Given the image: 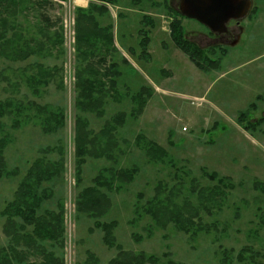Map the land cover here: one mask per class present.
Masks as SVG:
<instances>
[{
  "label": "rangeland",
  "instance_id": "374dc122",
  "mask_svg": "<svg viewBox=\"0 0 264 264\" xmlns=\"http://www.w3.org/2000/svg\"><path fill=\"white\" fill-rule=\"evenodd\" d=\"M142 1L105 5L109 13L97 19L111 27L114 47L97 41L83 61L79 1L22 0L12 17L0 0V34L15 39L6 51L0 46V103L11 105L0 119V139H9L5 158L16 173L0 180V247L8 241L1 212L42 158L63 160L61 174L40 191L41 213L62 215L64 230L59 242L45 243L43 254L62 264H86L88 252L108 264L118 247L155 255L161 264H264V0H252L245 19L229 23L233 40L179 16L180 0ZM175 20L185 41L209 53L210 68L198 69L175 45ZM31 50L28 58L18 54ZM80 71L93 80L92 94L99 79L104 84L105 97L92 109L77 104ZM36 106L63 114L64 127L44 133L46 116ZM77 137H87L84 155ZM79 161L85 162L80 185ZM108 170H134V179L101 189L111 206L100 218L79 213V195L100 175L109 179ZM158 189L164 203L192 206L199 214L194 226L208 231L192 237L173 225L157 227L144 208ZM111 222L113 247L96 226ZM43 254L29 261L41 262Z\"/></svg>",
  "mask_w": 264,
  "mask_h": 264
},
{
  "label": "trees",
  "instance_id": "16d2710c",
  "mask_svg": "<svg viewBox=\"0 0 264 264\" xmlns=\"http://www.w3.org/2000/svg\"><path fill=\"white\" fill-rule=\"evenodd\" d=\"M5 1L9 3L6 9L11 12L13 7L21 5L22 0ZM120 1L121 0H91L92 3H90L87 9H77L76 31L79 58L81 60H88L90 52L93 47L96 46L95 43L97 41L103 42L104 40L105 42L107 40L109 43H105V45L114 47L111 27H102L98 22L97 15L102 16L109 13L108 8L105 7L106 4L118 5ZM124 1H130L132 5L139 4V0ZM178 15L180 16L179 13ZM11 16L13 17L14 13L11 12ZM171 32L175 45L190 58L198 69L204 71L210 68V66H207L210 65L211 61L208 55L209 53L202 50L197 45L184 40V31L179 20H175L171 24ZM14 41L15 39L12 36H7L6 33L0 34V46L4 47V51H6V45H12ZM58 42L62 45L61 40ZM102 44L103 43H100L98 48L102 47ZM148 44L149 40L146 37L141 45L146 49ZM9 49H11V47ZM35 53L36 51L31 50L18 54H24V57L28 58ZM15 54L17 53L15 52ZM226 54L227 51L223 49V55ZM86 71H80L77 74V104L82 106L84 110L88 107L92 109V105L96 104V102H101L96 98L103 99L105 97V94H103L105 88H103L104 84L102 83V78L99 79L97 91L92 94L94 82L91 78L85 77ZM138 100L143 107L145 103H142L141 98H138ZM36 107L41 115L46 116L43 126L44 133L49 134L64 127L65 117L63 114L58 116L56 111L48 110L47 107ZM10 112L11 105L8 101L0 103V119L9 116ZM241 117H245V114H242ZM51 122L55 123L54 127H52ZM77 138L79 143V154L84 155L87 137ZM8 145L9 139H0V180L13 177L16 174L8 170L5 158V150ZM154 149L155 147H152L151 151H154ZM157 152L163 154V151L160 149H157ZM155 154L156 152L153 153V155ZM62 163L63 160H59L58 163L47 164L42 158L34 162L27 176L21 181L14 199L9 202L1 212V217L5 219L3 230L8 241L6 246L0 247V264H62L55 255H49L48 252L46 255L43 254V252L46 251L44 248L45 243L48 241L53 243L59 242L63 236L64 230L61 228V223L63 221L62 215H53L51 217L52 214L50 212L41 213L42 203L45 199L43 195H40L43 184L52 182L61 174L63 168ZM84 165V161H79V166H77L76 169L78 185L81 184V174ZM107 173L110 175L109 179L100 175L95 179L94 187L85 189L81 195H79L76 204L79 213L90 214L92 217L100 218L111 206L110 198L101 192V189L107 188V190L111 191L114 180L128 183L134 179V170H108ZM219 181L223 184L224 179L221 178ZM160 195V189H158L156 196L153 200L148 202L147 206L144 208V213L152 218L157 227L166 229L169 225H173L179 232L190 234L192 237L196 236L198 232L208 231L203 228V226H194V218H199V214L192 206H177L174 204L173 200L164 203L162 199H160ZM171 195L174 196L172 193ZM96 226L102 228V231L105 233V243L109 247H113L114 242L111 237H113L112 231L116 227V222L97 223ZM117 249L119 250L118 255L110 260L108 264H161L160 258L155 255H147L143 252H128L120 247ZM40 253L44 255V259L41 262L29 261L30 256ZM227 258V253L224 252L223 261L225 263H227ZM86 264H99V259L93 253L88 252ZM169 264L174 263L169 262Z\"/></svg>",
  "mask_w": 264,
  "mask_h": 264
},
{
  "label": "water",
  "instance_id": "95a60500",
  "mask_svg": "<svg viewBox=\"0 0 264 264\" xmlns=\"http://www.w3.org/2000/svg\"><path fill=\"white\" fill-rule=\"evenodd\" d=\"M252 6V0H180L177 9L182 17L197 21L212 33L226 34L229 23L245 19Z\"/></svg>",
  "mask_w": 264,
  "mask_h": 264
},
{
  "label": "flooded vegetation",
  "instance_id": "af4514ba",
  "mask_svg": "<svg viewBox=\"0 0 264 264\" xmlns=\"http://www.w3.org/2000/svg\"><path fill=\"white\" fill-rule=\"evenodd\" d=\"M236 23H238V22H236ZM214 35H216L217 38H227L228 40L229 39L233 40L235 38V32L230 30V29H229L228 33H226V34H215L214 33Z\"/></svg>",
  "mask_w": 264,
  "mask_h": 264
},
{
  "label": "crops",
  "instance_id": "0c3cea01",
  "mask_svg": "<svg viewBox=\"0 0 264 264\" xmlns=\"http://www.w3.org/2000/svg\"><path fill=\"white\" fill-rule=\"evenodd\" d=\"M79 1L81 4L78 5V7L82 8V9H87L91 3V0H77Z\"/></svg>",
  "mask_w": 264,
  "mask_h": 264
}]
</instances>
